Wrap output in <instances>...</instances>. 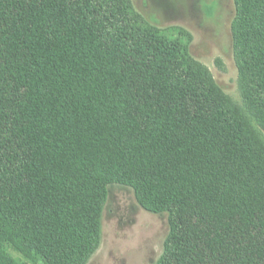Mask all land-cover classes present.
Returning <instances> with one entry per match:
<instances>
[{"label": "trees", "instance_id": "1", "mask_svg": "<svg viewBox=\"0 0 264 264\" xmlns=\"http://www.w3.org/2000/svg\"><path fill=\"white\" fill-rule=\"evenodd\" d=\"M234 6L242 105L129 0H0V264H87L113 184L167 215L157 264H264V0Z\"/></svg>", "mask_w": 264, "mask_h": 264}, {"label": "rangeland", "instance_id": "2", "mask_svg": "<svg viewBox=\"0 0 264 264\" xmlns=\"http://www.w3.org/2000/svg\"><path fill=\"white\" fill-rule=\"evenodd\" d=\"M129 1L169 38L189 40L192 56L242 105L231 33L234 0ZM109 187L101 244L87 264H157L169 232L167 215L144 210L129 187Z\"/></svg>", "mask_w": 264, "mask_h": 264}]
</instances>
